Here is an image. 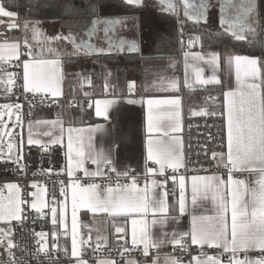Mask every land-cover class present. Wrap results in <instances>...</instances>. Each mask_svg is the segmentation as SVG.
Returning <instances> with one entry per match:
<instances>
[{
  "label": "snow or ice",
  "instance_id": "1",
  "mask_svg": "<svg viewBox=\"0 0 264 264\" xmlns=\"http://www.w3.org/2000/svg\"><path fill=\"white\" fill-rule=\"evenodd\" d=\"M185 9H192V18L205 19L209 4L208 0H200L196 5L190 0H182ZM130 6L140 7L143 0H125ZM166 5L165 11L175 14L176 4L174 0H161ZM95 13L90 21V27L86 29L84 35L89 39L76 42V35L71 32L67 35L57 34L56 36L47 37L36 27L39 21H26L24 24L25 32L31 31V38L37 42H59L67 41L74 47V52L69 55H77L83 49L86 54H107L112 51L123 53L125 51L134 53L139 51V46L135 40H128L123 37L113 39L118 25H123L129 17L123 18H100L98 15L99 4L92 5ZM220 7V24L224 27L234 39L248 40L246 34H256L261 32L259 22V12L257 0H219ZM232 12L229 15V12ZM188 16L187 11L184 12ZM18 13L7 10L4 4L0 2V17L13 18V22L9 24V31L17 29L19 26L15 23L14 18ZM2 22V21H0ZM29 24L32 25L29 29ZM103 26L104 41L107 48H97L91 43V38L96 36ZM260 42L264 46V38ZM192 41H189L191 46ZM127 46V47H125ZM22 48L25 50L22 51ZM49 53H57V49L48 47ZM189 54L186 53L187 57ZM196 59H204L199 53L191 54ZM210 59L207 61L215 66H219L220 56L218 53H210ZM21 57H26L21 60ZM27 57H31L28 59ZM13 59L19 61L16 67H22L23 75L22 87L29 93H51L52 96L62 95L61 83L64 78L63 62L57 53L54 59H45L41 55L37 58L33 55L32 45L28 43L27 37L23 42H8L5 40L0 43V88L6 93L12 91L15 86L18 73L6 72L5 65ZM228 63L231 65L235 62L236 79L241 81V70L245 77H251L255 80L260 74L259 65L260 58L249 56H229ZM202 69L197 72V81L201 85L219 84L220 80L213 75L210 79L201 78ZM91 85L90 77L84 78ZM134 82H129L128 89L131 93L134 90ZM189 89L193 88L191 83L187 84ZM107 90V81L104 83ZM259 85L256 83H241L237 91H228L227 97V152L214 153L213 158L216 160L218 167H223L227 171V179L220 175L211 176H191V204L193 208L197 205L198 197L201 200H210L214 206V215H191L190 232H168L165 231L168 222H179L180 217L175 214L178 212L183 215L187 212L186 206V180L184 174L177 175L179 169L185 168V161L182 152V145L178 136L172 135L181 131L182 120V98L172 96L166 99L148 98L143 99H125L124 102L129 105H147V133L146 142V161H145V185L140 187L137 177L130 173L134 170L126 169L120 171L116 168L114 160L111 156L105 154L102 150L96 151L91 143V137L87 145L88 151L85 150L82 137L78 134L80 129L69 127L67 129L66 144V170L69 177H73L71 182V255L77 257V264H89L87 260L81 257V248L79 245L85 243L83 239L78 244L77 231V211L79 209H87L92 213H107L111 217H122L125 224L128 220L131 222V243L135 247L142 245V254L147 257L150 249L159 250L166 244H172L179 247L182 251H188L186 238H190L191 244L199 245L201 254L193 257L189 264H224L221 259L224 253H228L227 264H264V96L261 95ZM163 91L179 92L180 83L177 79L169 80ZM88 96L90 93H84ZM7 98V97H5ZM120 103L117 98L97 99L93 100L89 107L95 105V116L103 118L105 121L109 119V110L113 106ZM0 145H3L7 125L4 124L3 117L7 115L9 118L13 115V109L17 113V123H22V105L4 103L0 105ZM159 113V114H157ZM194 115H207L206 110L194 112ZM215 114V113H213ZM167 120L168 124L162 127L161 121ZM39 124H49L52 126H60L61 135L50 139L47 143L41 139H34L32 136V125L29 124V135L27 138L28 145H38L44 151H48L51 145L63 144V121L59 118L54 121H37ZM104 126L97 124L93 131H103ZM43 135L52 137L51 131H46ZM167 137L168 139H163ZM17 144L12 142L3 145L7 148V154L3 153L0 148V162H9L19 164L23 159L22 154L13 156V150L21 152L24 146V140ZM118 147V145L114 146ZM147 161H152L154 165L159 167H148ZM91 162L97 165L96 170H90L86 165ZM23 166L21 165V168ZM107 168L108 171H104ZM171 170L173 175L167 177L164 181L155 179V175L164 176L167 170ZM50 171V170H49ZM77 172H82L83 177L87 178L82 182L83 178L76 176ZM111 173L116 174L115 181L111 178ZM235 173H246L248 175H257L253 185L246 182V179L238 178ZM100 177L107 181L102 188L99 183L94 182L95 178ZM128 180L130 182L121 183L120 181ZM168 180L173 184L178 183L179 197L176 205L170 206L168 202L167 191L157 193V188H164ZM33 188L37 185L33 184ZM7 189L8 195L4 194ZM67 196L64 189L61 190ZM176 189L172 190L174 195ZM151 193V194H150ZM45 189L33 192L32 196L35 200L31 203V208L37 212H42L46 203L44 200ZM26 201L21 198L20 188L15 183H7L0 186V222L11 223L15 220L22 222L24 217L21 213V207ZM59 203V202H58ZM63 218L65 228H67L68 203L62 204ZM52 223H57V207H51ZM230 213V219H229ZM152 218L149 219L148 217ZM139 217V218H136ZM151 226H160V234L158 238H154ZM117 233L127 235L124 226L115 228ZM37 236L44 238L45 233H36ZM11 229H0V245L7 240V251L10 259H14L11 249L15 244L10 239ZM170 237V238H169ZM88 239H91L89 236ZM106 239L97 237V243L93 247L95 252L100 247L101 240ZM204 245L212 248H221L223 252L218 256H210L203 252ZM45 250V249H41ZM123 251H128L127 247ZM259 251V257H251L248 253ZM243 253V256L240 254ZM123 256V253H121ZM97 264H117L115 260H98ZM125 264H137L135 260L127 259ZM151 264H183L178 257L166 256L161 262L159 254L152 258Z\"/></svg>",
  "mask_w": 264,
  "mask_h": 264
},
{
  "label": "crops",
  "instance_id": "2",
  "mask_svg": "<svg viewBox=\"0 0 264 264\" xmlns=\"http://www.w3.org/2000/svg\"><path fill=\"white\" fill-rule=\"evenodd\" d=\"M7 10L18 13L14 18L16 21L19 17L22 18L24 24L26 21H39L36 25L45 36H56L57 34L67 35L72 33L76 35V42L79 44L81 41H86L89 38L84 35V32L90 27V21L95 13L92 10V5L99 4L98 15L100 18H123L129 17L123 25H118L113 39L123 37L128 40H135L139 46V51L129 53L127 51L120 53L115 50L107 54H86L83 49L77 55H69L74 52V47L67 41L59 42H37L31 38V34L26 35L24 27L22 30V39L19 37L18 29H13L0 33V43L7 40L8 42L19 41L23 42L27 37L28 43L32 45L33 55L40 58L42 55L45 59L56 58L57 53L63 62L64 78L61 83L62 95L55 96L57 103L55 104L56 115L52 117H32V119L24 124L19 123L17 129L9 132L8 136L4 137L3 145L11 141L13 137L18 138V142L23 138L24 146L22 151L18 154H24L25 147L28 146L27 138L29 135V124L32 125V136L34 139H41L42 142L47 143L50 139L61 135L60 126H52L49 124H39L37 121H54L58 118L63 121V168L66 170V144H67V129L72 127L80 129L77 134L82 137L85 145V150L88 151L87 145L91 137V143L96 151H103L105 154L111 156L115 162L118 170L124 171L126 169L134 170L130 174L145 176V161H146V142L148 138L147 133V105H129L124 102L125 99H166L172 96L179 95L182 98V120L181 131L172 133L178 136L182 145V152L185 161V142H184V117L186 115H194V112L206 110L208 114H223L227 122V97L228 91H237L241 83H256L259 85V91L264 96V51H258L255 54L243 52L237 45L218 44L212 41H204V47L200 51L189 52L188 56H180V40L179 31L176 21H170L167 16L159 14V10L150 6L136 9L133 6L125 5V3L118 0H77L71 2L67 0H60L55 4L46 5L43 14H36L34 11H20L5 4L0 0ZM0 25L4 22L10 24L13 18L0 17ZM101 31L91 38L97 48H107L104 41L103 26H99ZM67 32V33H66ZM48 47L57 49V53H49ZM127 47V46H125ZM22 51L23 48H22ZM199 53L204 59H196L193 55ZM210 53H218L220 56L219 66H215L207 61L210 59ZM249 56L260 58L261 64L259 65L260 74L253 80L251 77L243 75L241 70V81L236 79L235 62L230 65L227 58L229 56ZM25 59L26 57H22ZM31 59V57H27ZM15 60V59H13ZM12 60V61H13ZM11 63V61L9 62ZM8 63V64H9ZM5 65V70L6 66ZM203 70L201 78L210 79L215 75L219 80V84H206L201 85L197 81L198 70ZM7 72V70H6ZM86 77L91 78V85L84 84L83 80ZM177 79L180 83L179 92L163 91L169 80ZM107 81L108 88L105 90L104 83ZM99 84H98V83ZM129 82H134V90L130 93L128 89ZM193 85L192 89L187 87V84ZM90 93L87 100L80 98L82 93ZM51 94V93H50ZM71 96H77V101L73 102ZM117 98L120 103L113 106L109 110V119L105 121L103 118L95 116V105L92 107L88 105L93 100L97 99H112ZM36 114V113H35ZM159 114V113H157ZM100 124L104 126L103 131H93L95 125ZM168 121L162 120V127L167 126ZM51 131L52 137L43 135L44 132ZM168 139L167 137H162ZM118 145V147H114ZM38 146V145H30ZM19 147V144H18ZM227 149L225 150L226 153ZM90 170H96L97 165L89 162L86 165ZM148 167H159L154 165L152 161H147ZM217 170L224 169L218 167ZM170 170V169H169ZM104 171H106L104 169ZM168 171V170H167ZM166 171V172H167ZM80 173L77 172L76 175ZM158 175V174H157ZM155 175L158 181H164L166 177H159ZM211 176L220 175L225 180L223 174L214 171L212 173L201 170H193L191 175L186 180V206L187 212L183 215L178 212L172 213L180 217L179 222L169 221L165 231L172 232H190L191 230V215H214V206L210 200H201L198 197L197 205L193 208L191 204V176ZM238 178L246 179V182L253 185L257 179V175H248L246 173H237ZM72 182V181H71ZM11 183V182H10ZM171 180H168L164 188H157V193L167 191L168 202L170 206L176 205L179 197L178 192L174 195L169 190ZM103 188L104 185L100 184ZM145 184H139L142 188ZM67 196L65 194L59 196L54 204L49 203L47 192L45 189L44 200L46 207L43 209L44 218L39 224V233L46 234L45 248L48 249L56 242L65 241L69 244V252L71 255V184L68 187ZM44 189L43 186H37L34 192ZM21 190V189H20ZM4 194L8 195L7 189ZM151 194V193H150ZM22 198V194L20 191ZM23 199V198H22ZM35 200V197H34ZM67 201V228H65V221L63 218L62 204ZM59 202V203H58ZM23 205H21L23 209ZM57 207V223L53 225L51 218V207ZM22 215V213H21ZM139 218V217H136ZM149 219L152 217L149 216ZM230 219V213H229ZM18 221H11V223L0 222V229H11L10 239L12 240V232ZM124 226L126 228L129 243H131V222L125 221L122 217H111L107 213L97 212L92 213L87 209H79L77 211V231L78 244L81 239L85 241L84 244L79 245L81 248V255L84 249L89 247L90 243H97V237L105 238L100 242V247L103 249H116L120 246L119 235L124 233H117L115 228ZM151 231L154 238H158L160 234V226H151ZM91 239H88V237ZM170 238V237H169ZM188 249L191 247H198L200 252L195 256L201 254L199 245L191 244L190 238H186ZM132 244V243H131ZM3 246L7 247V240L4 241ZM142 245L135 249L142 252ZM175 246L166 244L159 250L150 249V256L145 257L143 262H140L136 257L128 258L135 260L137 264H151L152 258L159 254L161 262L166 256L175 257ZM209 249L207 252L210 256H218L223 252L221 248H212L204 245V250ZM228 253H224L221 259L224 264H227ZM243 256V253L240 254ZM251 257H259V251H252L248 253ZM194 256V257H195ZM73 261L69 264H77L78 258L73 257ZM82 258V257H79ZM108 260L109 258H99L93 263L97 264L98 260ZM193 259V258H192ZM191 259V261H192ZM112 260V259H111ZM127 260V259H126ZM125 260V261H126ZM124 262H117V264H125ZM183 264H189V262Z\"/></svg>",
  "mask_w": 264,
  "mask_h": 264
},
{
  "label": "built area",
  "instance_id": "3",
  "mask_svg": "<svg viewBox=\"0 0 264 264\" xmlns=\"http://www.w3.org/2000/svg\"><path fill=\"white\" fill-rule=\"evenodd\" d=\"M15 23L19 26L18 34L22 39V30L24 22L19 17ZM9 29V24L4 22L0 25V33H4ZM179 40H180V56L184 57L186 53L192 51H200L204 47V37L199 30L191 29L187 22H178ZM192 41L191 46L189 41ZM23 50H25L23 48ZM21 60L23 58L21 57ZM19 61L13 60L6 66L7 72L18 73L15 86L12 87L10 93H6L3 88H0V104H20L22 105V122L27 124L32 119V111L34 108L42 106H53L57 103L55 96L50 93H29L23 87V70L22 67H16ZM83 83L87 82L85 79ZM7 97V98H5ZM73 102L77 101V96L70 97ZM80 98L87 100L89 95L84 93ZM21 114V113H20ZM184 142H185V168L179 169L176 173L184 174L187 178L193 170H201L212 173L217 171L227 177L226 169H218L216 167V159L213 158L214 153H223L227 149V128L226 118L223 114H207V115H186L184 117ZM18 147V146H17ZM3 148V153L7 154V148ZM23 159L19 164L9 162H0V186L7 183H15L21 189L23 200L26 202L23 205L22 222H18L12 232V241L15 247L11 249L14 259H10L7 247L0 245V264H69L73 258L69 252V244L65 241L54 243L48 249L45 248L46 240L36 235L39 233V224L43 220L42 212H37L31 208V203L34 201L32 193L33 184L43 186L46 189L49 203L54 204L59 196L63 195L64 189L66 193L73 177H69L63 168V150L61 145H51L48 151H44L40 146L25 147ZM18 152L16 151V156ZM21 165L23 166L21 168ZM50 170V171H49ZM108 171L107 168H105ZM134 175V174H131ZM173 175L171 170H168L163 177ZM237 176V173L234 174ZM76 176L82 177V182L87 178L83 177L80 172ZM138 184H145V176L135 175ZM159 177V175H157ZM162 177V176H161ZM113 181L116 179V174L111 173ZM94 182L106 185L107 181L97 177ZM121 183L130 182L122 179ZM169 190L175 188L178 192V183L173 184L171 181ZM120 246L116 249L98 248L93 251L94 243H90L89 247L83 250L82 259L93 263L99 258H109L116 262H124L128 258H137L143 262L144 255L135 249L129 243V237L125 234L119 235ZM128 251H123L124 247ZM45 249V250H41ZM206 253L209 249L204 250ZM200 252L198 247H191L187 252L182 251L179 247L175 248L174 255L182 260V262H190L191 259ZM123 253V256L121 255ZM150 254L148 255V257ZM151 257V256H150Z\"/></svg>",
  "mask_w": 264,
  "mask_h": 264
},
{
  "label": "flooded vegetation",
  "instance_id": "4",
  "mask_svg": "<svg viewBox=\"0 0 264 264\" xmlns=\"http://www.w3.org/2000/svg\"><path fill=\"white\" fill-rule=\"evenodd\" d=\"M125 3V0H118ZM177 11L175 10V14H170L165 11L166 5L161 3V0H143V4L140 7H135L136 9L144 8L147 6L154 7L159 10V14H163L168 17L170 21L179 22L177 19L178 13L181 17L187 20V23L191 29L199 30L206 42L212 41L218 44H228V45H245L248 48H256L260 51H264V46H261L260 42H253V40L261 41V38H264V0H257L258 4V12H259V22L261 32L252 34H246L248 36V40H236L234 39L227 31L224 30V27L220 24V7L219 0H208V10L206 12V21L205 19H194L192 18V9H185L183 6L182 0H174ZM190 2L199 5L200 0H190ZM125 5H127L125 3ZM130 6V5H129ZM187 11L189 13L188 16L184 15V12ZM232 12L230 10L229 15ZM178 27V24H177Z\"/></svg>",
  "mask_w": 264,
  "mask_h": 264
},
{
  "label": "trees",
  "instance_id": "5",
  "mask_svg": "<svg viewBox=\"0 0 264 264\" xmlns=\"http://www.w3.org/2000/svg\"><path fill=\"white\" fill-rule=\"evenodd\" d=\"M60 0H3V2L12 8L19 9L20 11H34V13L43 14L45 6L55 4ZM71 2H77V0H67ZM205 41V40H204ZM239 48L246 53L255 54L259 50L256 48H248L245 45H237ZM98 83V82H97ZM99 84V83H98ZM36 113V114H35ZM56 115L55 105L53 106H42L34 108L32 111V117H52Z\"/></svg>",
  "mask_w": 264,
  "mask_h": 264
},
{
  "label": "rangeland",
  "instance_id": "6",
  "mask_svg": "<svg viewBox=\"0 0 264 264\" xmlns=\"http://www.w3.org/2000/svg\"><path fill=\"white\" fill-rule=\"evenodd\" d=\"M32 25L29 24V29H31ZM26 35H30L31 34V31H28V32H25ZM67 33V32H66ZM48 37H52V36H48ZM2 105V104H0ZM0 111H3L2 109H0ZM20 113H17L15 109H13V115L11 116V118H9L7 115H5L3 117V121H4V124L7 125V129H6V132L9 133L10 131L12 130H15L17 129V126H18V123L16 121V115H18ZM5 136H8V135H5Z\"/></svg>",
  "mask_w": 264,
  "mask_h": 264
},
{
  "label": "water",
  "instance_id": "7",
  "mask_svg": "<svg viewBox=\"0 0 264 264\" xmlns=\"http://www.w3.org/2000/svg\"><path fill=\"white\" fill-rule=\"evenodd\" d=\"M177 10L178 9L176 7V11ZM177 19H178V21L187 22V20L185 18L181 17V15L179 13L177 15ZM10 142H12L14 144H17V146H18V138L17 137H13ZM16 151H17V149H14L13 150V153H12L13 156L16 154Z\"/></svg>",
  "mask_w": 264,
  "mask_h": 264
}]
</instances>
